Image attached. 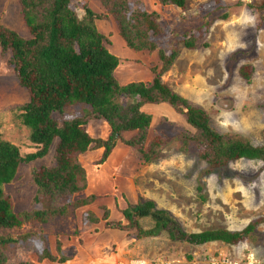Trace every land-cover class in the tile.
<instances>
[{"label":"rangeland","instance_id":"obj_1","mask_svg":"<svg viewBox=\"0 0 264 264\" xmlns=\"http://www.w3.org/2000/svg\"><path fill=\"white\" fill-rule=\"evenodd\" d=\"M263 2L186 0L182 9L163 5L159 0H129L131 13L158 14L164 30L154 40L159 48L166 52L178 51L174 66L162 77L163 82L190 105L204 109L216 131L222 135L240 134L256 146L264 145V9H260ZM83 3H88L95 12L105 13L100 1L73 0L74 10L81 17ZM224 14L228 15L226 20L222 19ZM96 25L110 41L108 50L120 60L115 77L122 86L150 84L155 77L152 70L157 68L158 73L161 72L163 65L157 53L160 49L154 54L131 58L125 44H121L119 30L112 19ZM0 26L28 36L19 0H0ZM191 39L196 40V50L184 46L185 40ZM206 44L208 48H204ZM135 58L139 65L134 63ZM244 68L251 73L250 81L240 75ZM29 100V92L20 87L7 60L0 58V140L19 147L22 155L41 149L30 141L31 131L13 111ZM146 111L152 114L153 123L145 147L162 133L169 144L153 164L142 161L136 149H126L122 156L114 153V158L104 165L98 164L104 148L101 153L91 151L78 156L96 191L102 192L110 183L106 168L112 165V178L126 179L131 190L140 194L139 201L151 200L156 209L169 212L189 234L211 230L239 232L254 221L260 222V226L246 240L230 246L222 242L193 246L173 242L166 235L139 239L137 228L126 227L120 240L113 235L105 244L104 257L110 256L113 260L110 264H117L114 256L120 264H153L157 259L167 258L173 264H208L210 259L221 264H239L249 258L264 264V162L238 160L220 169L211 168L193 144L185 145L184 135L192 130L185 116L174 110L167 111L166 107ZM68 114L79 116L81 111L69 109ZM91 124L88 133L92 138L109 140L111 128L107 123ZM125 138L131 140L132 135L127 134ZM122 147L126 148L118 142V149ZM51 158L37 162L36 167L52 166ZM5 191L17 212L28 210L35 196L31 166H21L15 181L7 185ZM85 194L84 191L69 202ZM114 200L108 205L110 220L126 225L124 216V221L118 217L123 214L118 205L120 201ZM101 206L88 210L102 220L106 210H101ZM88 213L83 209L77 215L59 218L49 225H25L16 230V237L26 235V240L5 252L6 264H67L68 261L61 260L72 254L75 259H83L88 254L97 256L91 249L86 251L84 244L91 238L96 244L105 231L115 230L106 229L105 222L92 224ZM139 224L147 232L154 222L144 218ZM46 250L54 261L44 258Z\"/></svg>","mask_w":264,"mask_h":264},{"label":"trees","instance_id":"obj_2","mask_svg":"<svg viewBox=\"0 0 264 264\" xmlns=\"http://www.w3.org/2000/svg\"><path fill=\"white\" fill-rule=\"evenodd\" d=\"M96 1L102 3L105 13L95 12L88 3H83L81 17L74 10L73 0H19L28 36L0 26V58L7 60L20 87L30 94L29 102L13 111L31 131L30 141L41 147L36 153L22 155L19 147L0 140V264L7 263L4 255L12 245L26 240V235L16 237V230L25 225L45 226L59 218L77 215L96 200L90 196L69 202L86 191L90 180L78 161L80 156L104 148L98 162L104 165L118 149L119 142L129 151L136 149L147 164L158 160L169 141L162 133L145 147L153 123L148 109L166 107L167 111L185 116L192 130L186 131L184 143L193 144L211 168L220 169L238 160L264 162V145L256 146L240 134L222 135L212 127L204 109L190 105L163 82L162 77L174 66L178 51L166 52L154 41L164 33L156 12L131 13L129 0ZM159 2L182 9L186 5V0ZM260 9H264V4ZM227 18V14L222 16L223 20ZM111 19L117 25L121 44L137 57L160 49L157 53L163 66L160 73L157 68L152 70L155 77L150 84L122 86L116 79L120 60L108 50L110 41L96 25ZM184 46L190 50L198 48L195 39L185 40ZM137 62L134 61L139 65ZM247 69H242L240 75L250 81ZM69 109H80L81 114L69 115ZM97 121L111 128L109 140L94 139L88 133L91 123ZM127 134L132 135L131 140L125 138ZM116 135L118 142H114ZM47 158L54 162L52 166L36 167L37 162ZM21 166H31L35 196L28 210L17 212L5 187L15 181ZM102 210H106L102 220L93 212L88 213L92 224L105 222L106 229L121 232L126 227L137 228L139 239L166 235L173 242L193 246L213 242L235 245L260 226V222L254 221L239 232L211 230L189 234L169 212L156 209L154 202L138 200L129 204L123 211L126 225L110 220L106 207ZM144 218L154 222L147 232L139 224ZM44 258L55 260L48 250Z\"/></svg>","mask_w":264,"mask_h":264},{"label":"crops","instance_id":"obj_3","mask_svg":"<svg viewBox=\"0 0 264 264\" xmlns=\"http://www.w3.org/2000/svg\"><path fill=\"white\" fill-rule=\"evenodd\" d=\"M127 51H128L127 53L130 54L131 58H133V56L134 57L137 56L136 54L130 52V50H127ZM135 60H138V59L135 58ZM125 150L126 149L124 147H122L121 150L117 149L114 153L118 154V156H122V155L125 154V152H123ZM99 151H98V153H101ZM114 153H113L112 157L110 158V160L112 158H114ZM110 160L108 162H110ZM106 169L109 171L108 175H109V178H110L111 181H110V183L106 186V188L102 192L96 191L95 186L91 183V180H89L88 186H87L86 191H85L86 194H85L84 197L95 196L96 200L91 205L86 207L87 212H91L90 210H88L89 207H93V206H96V205H102L100 207L101 210L104 207H106L108 210H110L108 205L113 202L112 200H114V198L118 199L120 201L118 205H119V208L123 212V211H125L128 208L129 204L136 203L139 200V195L140 194L138 192H134L133 190H131L129 182H127L126 179H124V180L121 179V178L120 179H117V178L115 179L114 178L115 176L113 178L111 177L110 174H111V171H112V165H107ZM113 190H114V192H113ZM88 191L90 193H88ZM148 201L152 202L151 200H148ZM101 203H104V204H101ZM115 213L119 214V212L117 210H116ZM115 213H113V214H115ZM95 215L99 218L98 214H95ZM122 216H123V214L120 213L118 217H119V219L122 218L123 221H124V218ZM98 225H101V224H98ZM148 225H149V223H148ZM153 226L151 228H153ZM105 232H106V234L104 236H99L98 237V240H97L98 242L96 244H94V242H93L94 238H91L90 241H88L86 244H84V247H85L86 251H87V248L91 249L94 252H96L97 256H93L91 254H88L83 259H79V258L75 259V258H72L73 257V254H72L70 257L69 256H65L67 258V261H68V262L66 261L67 264H99L101 262H103V264H110V262L113 261V260L110 259V256H107L106 258L104 257V256H106V251L104 249V246H106L105 244H107V242H110L112 240V236L113 235H115L116 240H120V238L122 237V233L123 232L122 233H121V231H111V232L105 231ZM114 257L115 258H113V259H114L115 263L120 264L121 262L118 260V258H116V256H114Z\"/></svg>","mask_w":264,"mask_h":264},{"label":"built area","instance_id":"obj_4","mask_svg":"<svg viewBox=\"0 0 264 264\" xmlns=\"http://www.w3.org/2000/svg\"><path fill=\"white\" fill-rule=\"evenodd\" d=\"M153 264H173V263L168 259L167 260L157 259ZM208 264H221V263H219V261L215 262L214 260L210 259L208 261ZM239 264H260V263L257 260L249 258L248 261L246 260L243 263L240 262Z\"/></svg>","mask_w":264,"mask_h":264},{"label":"water","instance_id":"obj_5","mask_svg":"<svg viewBox=\"0 0 264 264\" xmlns=\"http://www.w3.org/2000/svg\"><path fill=\"white\" fill-rule=\"evenodd\" d=\"M117 139H118V135L115 136V138H114V142H116Z\"/></svg>","mask_w":264,"mask_h":264},{"label":"clouds","instance_id":"obj_6","mask_svg":"<svg viewBox=\"0 0 264 264\" xmlns=\"http://www.w3.org/2000/svg\"><path fill=\"white\" fill-rule=\"evenodd\" d=\"M168 260H170L169 258H167ZM171 261V260H170Z\"/></svg>","mask_w":264,"mask_h":264}]
</instances>
